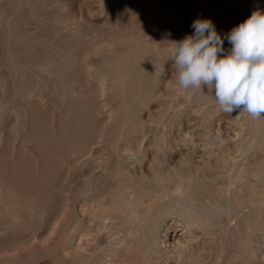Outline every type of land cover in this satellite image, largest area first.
<instances>
[{"label": "bare ground", "instance_id": "6f19581e", "mask_svg": "<svg viewBox=\"0 0 264 264\" xmlns=\"http://www.w3.org/2000/svg\"><path fill=\"white\" fill-rule=\"evenodd\" d=\"M44 1L49 40L0 0V264H264V117L171 60L197 17L223 37L264 0Z\"/></svg>", "mask_w": 264, "mask_h": 264}, {"label": "clouds", "instance_id": "9594fccd", "mask_svg": "<svg viewBox=\"0 0 264 264\" xmlns=\"http://www.w3.org/2000/svg\"><path fill=\"white\" fill-rule=\"evenodd\" d=\"M191 28L171 52L179 88L214 91L226 114L264 117V11L257 8L223 37L209 18L197 17ZM225 39L231 45L226 54Z\"/></svg>", "mask_w": 264, "mask_h": 264}, {"label": "rangeland", "instance_id": "374dc122", "mask_svg": "<svg viewBox=\"0 0 264 264\" xmlns=\"http://www.w3.org/2000/svg\"><path fill=\"white\" fill-rule=\"evenodd\" d=\"M26 1H29V0H24V6H22V8L23 9H27L28 8V10H24V16L25 15H27V16H25L27 19H30L29 21V23L27 24L26 23V25H28V28H29V26H31V27H33L34 25V28H29V31H31L32 32V30L33 31H35V28L37 27V28H40L42 31H39V29H37L36 30V32L35 33H37L38 34V37L39 36H41L42 34H44V38L43 39H48L49 40V38L51 37L52 38V36H53V25H49V26H46V25H44L46 28H43L44 26H41V24L39 25L38 23H39V21H41V20H39V21H37L38 19H42L43 18V16L44 17H47L48 16V14H49V16L51 17V18H53L54 16H57L58 14H56L57 12L55 11V10H53L52 9V12H51V9L49 10V8L48 7H45L44 6V3H45V1L44 0H31V1H33V2H29L30 3V5H31V8H30V5L26 2ZM37 1H39V2H37ZM44 1V2H43ZM69 1H72V9H73V13L76 15V16H80L82 13H85V12H87V3H88V0H69ZM36 2H37V4H36ZM74 2V3H73ZM33 3V4H32ZM39 3V4H38ZM26 4H28V7H26ZM35 4V5H34ZM43 4V5H42ZM85 4H86V7H85ZM23 5V4H22ZM42 5V6H41ZM75 5V7H73ZM36 6V7H35ZM34 9H33V8ZM37 8V9H36ZM43 8H45V10L43 9ZM30 9V10H29ZM75 9V10H74ZM31 10H37L38 11V13H37V11H36V13H37V15L35 14V11H31ZM49 10V11H48ZM81 10V11H80ZM43 11V12H42ZM54 11V12H53ZM33 12V13H32ZM47 12V13H46ZM32 13V14H31ZM43 14V15H42ZM79 14V15H78ZM36 15V16H35ZM38 15H42V17H40V16H38ZM48 16V17H49ZM49 17V18H50ZM36 18H37V20H36ZM33 20V22L34 23H32V20ZM35 19V20H34ZM33 24V25H32ZM48 27H50L51 29H49V30H47V28ZM30 29H32V30H30ZM51 30V31H50ZM41 33V35H39V33ZM28 33V32H27ZM28 35V34H27ZM31 35V34H30ZM47 36H48V38H47ZM50 36V37H49ZM29 37V36H28ZM40 38H42V37H40ZM50 38V39H51ZM30 40H28V42H29ZM64 43L66 42L65 40L63 41ZM0 55H1V53H0ZM1 62H2V57H0V64H1ZM204 125V124H203ZM198 129H196V130H194V134H197L196 136H201L200 134L202 133V131H201V128H202V126L201 127H197ZM199 130H200V133H198L199 132Z\"/></svg>", "mask_w": 264, "mask_h": 264}]
</instances>
